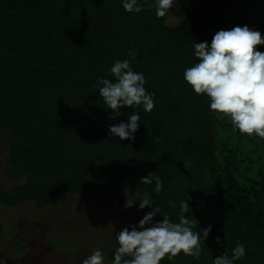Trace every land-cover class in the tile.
Segmentation results:
<instances>
[{
  "label": "trees",
  "instance_id": "1",
  "mask_svg": "<svg viewBox=\"0 0 264 264\" xmlns=\"http://www.w3.org/2000/svg\"><path fill=\"white\" fill-rule=\"evenodd\" d=\"M154 2L137 0L143 10L129 13L122 0H0L3 174L9 184L26 182L0 192V207L30 203L45 210L65 196L108 203L147 191L160 208L153 223L164 215L178 223L186 200L193 231L212 226L199 259L181 252L160 264H213L225 252L231 258L238 242L245 255L234 264H264V138L240 133L183 78L198 62L195 43L210 44L219 30L247 25L264 39V0H202L173 27L168 21L180 0L161 18L149 9ZM256 48L264 53V45ZM125 59L144 74L155 107L151 113L121 108L110 119L114 113L93 85L101 78L115 82L110 68ZM135 112L134 140L109 134L110 125L127 123ZM149 172L162 181L159 193L155 180L140 183ZM102 253L112 264L115 251Z\"/></svg>",
  "mask_w": 264,
  "mask_h": 264
},
{
  "label": "clouds",
  "instance_id": "2",
  "mask_svg": "<svg viewBox=\"0 0 264 264\" xmlns=\"http://www.w3.org/2000/svg\"><path fill=\"white\" fill-rule=\"evenodd\" d=\"M174 0H155L149 9L155 7L157 18L164 17ZM126 12L139 13L143 6H138L137 0H122ZM257 45H264V39L257 30L247 25L236 26L230 30H219L211 43H195V57L198 62L185 69L183 78L196 94H206L210 100L209 108L213 113H223L231 118L235 128L242 134L251 136L255 133L264 138V53L257 50ZM129 55L134 59L135 52ZM115 82L107 78L99 79L93 87H98L99 96L106 108L111 109L115 119L120 115L121 108L142 106L151 113L155 107L154 93H148L143 73L135 72L127 59L116 60L110 68ZM138 113L128 117V122L109 126V134L118 136L121 140L135 139L134 133L139 128ZM155 180V191L162 190V181L154 172H149L141 178L140 183L151 184ZM139 201V209L151 207L139 221L138 225L124 227L116 240L118 247L114 253L112 264H160L166 256L171 261L178 254L199 259L204 244L212 230V226L193 231L196 221L189 219L187 201L180 202L181 214L179 222L175 223L167 215L162 221L153 223V217L160 208L152 207V200L147 191L137 190L127 197L124 207L131 208ZM169 205L175 207L174 201ZM151 225V227H146ZM129 227L131 230H129ZM139 229V230H138ZM202 233V234H201ZM217 243L220 237H216ZM245 255V248L239 242L232 250L231 258L227 252L213 259V264H234ZM104 256L101 250L95 249L82 264H103ZM0 264H3L0 261Z\"/></svg>",
  "mask_w": 264,
  "mask_h": 264
},
{
  "label": "rangeland",
  "instance_id": "3",
  "mask_svg": "<svg viewBox=\"0 0 264 264\" xmlns=\"http://www.w3.org/2000/svg\"><path fill=\"white\" fill-rule=\"evenodd\" d=\"M201 1L180 0L181 4L171 11L169 26H179L190 18L201 8ZM7 155L8 147L0 133V192H11L26 184L25 180L18 184L5 181ZM128 195L132 196L126 193L108 203L89 195L65 196L62 203L45 210H38L30 203L13 210L0 207V261L3 264H82L95 249L115 251L119 246L116 234L124 227L138 225L148 212L146 208L139 209V201L125 208ZM103 264L109 263L103 261Z\"/></svg>",
  "mask_w": 264,
  "mask_h": 264
}]
</instances>
